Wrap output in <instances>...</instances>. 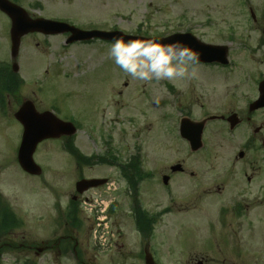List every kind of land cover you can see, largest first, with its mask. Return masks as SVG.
Segmentation results:
<instances>
[{
    "label": "rangeland",
    "instance_id": "374dc122",
    "mask_svg": "<svg viewBox=\"0 0 264 264\" xmlns=\"http://www.w3.org/2000/svg\"><path fill=\"white\" fill-rule=\"evenodd\" d=\"M19 1L22 6L41 16L70 22L85 29H119L129 34L149 37H164L169 33L191 31L203 41L217 44H225L229 40L226 12L233 11L237 3V0ZM34 2L40 7H31ZM237 22L238 19H235L232 24L240 31ZM65 37L66 35L62 34L50 37L49 52L54 55L44 56L45 52H40L45 88L43 105L48 109L49 103L55 104L53 110L60 119L75 122L77 132L73 135L74 142L84 155H105L108 145L116 156L122 157L121 150L126 151V156L138 153L145 161L160 167L186 158L189 169L207 176L212 170L211 165L218 164V169L222 166V161L219 157L203 158L204 152L221 148V140H225L227 149H237V141L232 140L234 137L228 132V124L226 128L221 129L222 124L209 121L205 123L202 148L198 153L192 154L186 140L177 132V122L187 115V112H190L189 118L192 121H201L206 113L221 114L218 112L219 108H222L223 113L243 109L246 100L251 98V95L255 96L257 90L255 87L247 90L238 86L235 89L231 85L239 83V79L242 84L250 82L249 78H254V74L264 70V66L256 69L253 64H244L246 55L238 54L232 55V58L241 61L242 69H237L235 75L227 70L206 69L197 64L195 77L180 81L179 86L167 80L140 82L129 77L108 57L111 43L91 41L66 46ZM229 47L231 54L239 53L235 45ZM55 64L58 66L54 68ZM172 87L180 90L181 94L173 92ZM260 120L254 125L259 126ZM242 127L243 129L237 131L239 136L249 134L255 126L249 129ZM19 132L20 129L10 131V144H0L1 153H7L15 146ZM263 133L264 129L261 131V134ZM62 139L43 142L34 153L36 163L43 169L41 177L28 176L17 166H9L6 176L7 180L13 181L22 190H28L33 184V196L38 199V204L31 207L23 204L21 208L33 210L34 230L38 240L42 241L66 232L59 213L66 204L72 203L70 195L75 194L74 184L79 178L115 176L119 179L120 174L111 164L97 165L92 162L79 167L71 153L65 152ZM217 183L215 182L213 187ZM122 184L120 188L126 186L125 181ZM162 185V182L160 186L157 181L152 184L158 194L156 200L165 194ZM46 186L52 190L47 191ZM181 186L186 192L193 188L190 192H196V195L203 193L195 182L184 181ZM120 188V208H117L109 219L108 228L112 236L108 240L111 242L108 248L105 249L104 246L100 251L92 249V220L83 212L77 216L83 220L82 229L79 228L81 234L74 238L79 243L77 249L81 254L86 252L87 258L94 264H145L143 248L148 238L144 231H138L134 226L128 197L126 192L122 195ZM114 190L112 186L96 190L95 193L107 196L109 201L118 194L109 193ZM91 192L94 191L86 193ZM139 194L140 204L147 210L153 209L142 185ZM226 196L227 194L208 195L204 198L200 196L196 208L165 214L162 220L154 225V233L149 240V247L157 264H186L189 260L194 263L193 259L199 257L209 259L211 250H206L210 243L207 236L215 230L218 232L216 235L219 241L214 240V244L220 243L219 246L225 251L226 261L234 258L246 264H264V199L263 202H252L248 209L243 208L242 216L227 219L221 215L231 211V202ZM51 200L56 209L54 219H51L52 212L50 213L47 206ZM77 225V221L72 224L75 233L78 230ZM224 236H228V241L231 240L230 244L234 246L226 249L222 242ZM105 237L109 238L107 235ZM236 241L240 244L239 248H236ZM232 248L239 250L242 257L236 256L238 252L231 253ZM212 255L215 259L211 257L207 264H219L222 257L216 256L215 253ZM13 257L14 255L7 256L6 262L12 264ZM51 259L52 257L45 254L38 258L37 262L51 264ZM59 261L61 262V259ZM65 264L73 263L70 261Z\"/></svg>",
    "mask_w": 264,
    "mask_h": 264
},
{
    "label": "flooded vegetation",
    "instance_id": "af4514ba",
    "mask_svg": "<svg viewBox=\"0 0 264 264\" xmlns=\"http://www.w3.org/2000/svg\"><path fill=\"white\" fill-rule=\"evenodd\" d=\"M10 1L20 4L19 0ZM236 2L237 3L234 5L235 9L226 12V18L229 22L227 31L229 40L226 42L228 47V62L226 64H221L216 61H202L198 63L199 66H203L206 69L227 70L229 73H234L235 75L237 69H242L241 61L232 58L238 54L246 55L247 60L244 64L247 62L250 66L253 64L256 69L257 67L264 66V0H237ZM24 8L28 11L30 18L35 19V17H37L35 12L31 11L29 8ZM235 19H238L237 23L239 24L240 31L236 29V25L232 24ZM11 26L12 23H10L7 14L0 10V144H10V131L20 129V136L15 142V146L10 148L7 153L0 152V264H10L6 262L7 256L12 255H14V262H12V264H38L37 259L45 254L52 257L50 260L51 264H65L70 261L73 264H94L87 258L86 252L83 251V254H81L77 249L79 243L75 241L74 238H77V236L81 234L79 228H81L83 224L81 222L78 223V228H76V230H78L76 233L72 230L70 210L67 208V204L62 211L66 232L49 240H38L37 233L34 230L35 219L33 215L35 216V214L33 210L21 208L23 204L30 207L34 204H38V199L33 196L35 189L33 184L28 187V190L27 188L22 190V188H18L13 181L7 180L6 178L9 166L21 168L18 162V151L23 135V123L16 118L18 110L27 102H31L33 108L40 113L46 109L43 105L45 88L44 79L42 77L40 52H45L43 53L44 56L54 55L49 52L51 49V44L49 43L51 35H45L37 31L24 33L19 39L18 46L13 48ZM229 45H235L236 48L239 49V53L233 52L231 54ZM55 66L57 67L58 65L55 64L54 68ZM249 79H251V81L246 84H242L239 79V83L231 85V87L235 89L238 86L246 88L247 90L255 87V90H257L255 96L251 95V98L246 100L243 109H239L237 112L227 111L223 113L222 108H219L218 112H221V114L214 112L206 115V113L201 120L204 125L209 121H217L219 124H222L221 129L226 128L228 124V132L235 138L232 140L237 141L238 147L232 151L226 148L225 140H221L219 144L221 148L217 150H208L203 153L205 155L203 158H221L222 166L218 168L219 170L217 169L218 164H212L210 167L212 170L209 171V175L204 176L203 174L199 175L198 172L189 169V163L186 158L178 159L173 163H166L160 167L151 164L149 161H145L143 156L137 158L126 156L125 150H121L122 157L117 155V162L122 163L123 161L129 163L130 168L134 167L133 169L138 172L139 177L136 185L137 187L142 185L147 199L149 198L152 202L151 205L153 209L147 210L142 206L143 212H141V205L137 203L139 195L134 194V189L131 188L127 196L128 202L130 201L132 207L138 208V210L134 212V217L140 220V222L144 220L150 228V233L148 234L149 239L154 233V225L159 223L165 214L174 213L175 210L176 212H186L196 208L197 200H199L198 198L200 196L204 198V196L208 195L225 196V194H227L226 197L231 202V211L221 214L227 219H235V217L242 216V209H248L252 202H263L264 133L261 134V131L264 129V105L259 107H255V105L257 102L256 100H258L261 95L259 84L264 80V70H259L254 74V78L251 76ZM172 91L176 92L178 95L181 94L180 90L173 87ZM225 98L226 96L224 99ZM230 102L233 101L230 100ZM31 104L28 103V108H30ZM186 114V116L190 117V112ZM257 120L261 121L259 126L254 125ZM231 121H234V126H232ZM177 124H179V122H177ZM242 126L248 129L251 126L255 127L249 134L239 136V132L237 131H239L238 129H243ZM235 131L237 132L236 134H234ZM177 132L179 133V130ZM62 138L64 142L65 139L64 137ZM48 140L49 139L41 140L34 153L43 142L45 143ZM186 142L190 148L189 142L187 140ZM198 151L199 150H196L194 152L191 150L192 154L198 153ZM105 155L109 157L112 156L107 146ZM109 161L111 163L108 161H96V164H111L113 167L118 166V163L114 162L113 159ZM85 164L78 165L79 167H83ZM22 171L28 176L31 175L26 173L23 169ZM39 177L41 176L39 175ZM82 178L84 177L79 179ZM86 178L97 177L87 176ZM155 181H157L160 186L162 182V188L164 187L165 189L164 196L157 200L158 194L155 193L154 187L152 186ZM184 181H188L189 183L195 182V185H198L203 193L196 195V192H190L193 188L186 192V189L184 190L181 186V183ZM215 182L218 183L213 187ZM181 188L182 190H180ZM46 190L52 189H48L47 187ZM136 192H138V189H136ZM75 196L76 193L70 195L73 200ZM47 206L50 213L52 212L51 219H54L55 208L53 200H51ZM221 220L222 219H220V223L222 224ZM209 233L210 236L207 237L210 243L206 250H211L210 256L212 259L214 258L212 254L215 253L216 256L222 257L221 261L218 262L219 264H246L234 258H230V260L226 261L227 257L225 256L226 254L223 248L219 246L220 243L214 244V240L219 241L216 235L218 233L217 230ZM228 239V236L222 237L223 246H225L226 249L234 246L230 244L231 240L228 241ZM235 244L237 245L236 248L240 247L237 241ZM81 245L83 248V241ZM189 249L187 251H189ZM182 250L186 251L184 248H182ZM238 251L239 250L233 248L230 249L231 253L233 252L236 254ZM207 256L208 254L205 255V257ZM236 256L239 258L242 257L240 252H238ZM211 257L209 259L204 257L194 258V263H192V260H189L186 264H207L211 260ZM59 259H61V262Z\"/></svg>",
    "mask_w": 264,
    "mask_h": 264
},
{
    "label": "water",
    "instance_id": "95a60500",
    "mask_svg": "<svg viewBox=\"0 0 264 264\" xmlns=\"http://www.w3.org/2000/svg\"><path fill=\"white\" fill-rule=\"evenodd\" d=\"M0 9L6 12L11 20L12 28V45L13 48L17 47L20 37L26 32H32L35 30L41 31L43 33L57 34L64 32H71V35L68 37L66 43L80 40H90L93 37L100 39H105L113 41L115 37L124 36L125 38H141L149 39L152 37H143L139 35H130L119 30H82L78 29L70 24L61 21H53L48 19L38 18L34 21L31 20L27 12L19 7L18 5L11 3L8 0H0ZM175 36L169 37L170 39L179 38L186 45L190 46L192 49L196 50L199 54L200 61H219L221 63H226L228 61L227 51L228 47L226 45H210L198 40L191 33H173ZM169 36V35H168ZM162 37V40L168 38ZM259 90L261 95L256 102L255 107L264 105V81L259 85ZM29 103V102H27ZM28 104L24 105L22 109L19 110L17 116L21 122L24 124L25 135L22 139V147L19 153V163L23 169L29 174H40L41 168L39 165H36L33 161L32 153L35 149L37 142L44 138H58L62 135H73L75 128L70 122L59 120L52 112L45 111L43 113H37L31 107V116L27 117L25 120V113L28 111ZM38 115V116H36ZM39 116L41 120H39ZM29 118V119H28ZM232 125L234 121H231ZM203 129V123H191L188 119H183L181 123V135L186 137L191 145L192 150H196L201 146V132ZM105 182V179H82L76 182V190L81 193L89 187H97V185ZM145 260L147 264H154V261L151 258L150 253L147 251Z\"/></svg>",
    "mask_w": 264,
    "mask_h": 264
},
{
    "label": "clouds",
    "instance_id": "9594fccd",
    "mask_svg": "<svg viewBox=\"0 0 264 264\" xmlns=\"http://www.w3.org/2000/svg\"><path fill=\"white\" fill-rule=\"evenodd\" d=\"M169 33L166 40L115 37L108 57L129 77L140 82L167 80L179 86L180 81L195 77L199 54L181 39ZM158 99V98H157Z\"/></svg>",
    "mask_w": 264,
    "mask_h": 264
},
{
    "label": "trees",
    "instance_id": "16d2710c",
    "mask_svg": "<svg viewBox=\"0 0 264 264\" xmlns=\"http://www.w3.org/2000/svg\"><path fill=\"white\" fill-rule=\"evenodd\" d=\"M68 150L70 151V153L76 156V159L78 161H81L82 155L78 152V150L74 146L69 145ZM129 165L119 164V167L122 175L127 181V184H129L131 187H133V189H135V185L137 184L136 182L139 175L138 172L135 169L130 168ZM72 207L75 209V213H76L77 212L76 204L73 203ZM136 225L137 227H139L141 231H144L145 235L149 234L150 228L147 226V223L144 220L142 222H140V220H137Z\"/></svg>",
    "mask_w": 264,
    "mask_h": 264
}]
</instances>
